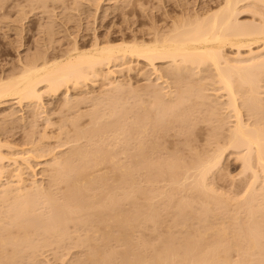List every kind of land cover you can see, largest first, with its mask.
I'll list each match as a JSON object with an SVG mask.
<instances>
[{
    "label": "bare ground",
    "instance_id": "bare-ground-1",
    "mask_svg": "<svg viewBox=\"0 0 264 264\" xmlns=\"http://www.w3.org/2000/svg\"><path fill=\"white\" fill-rule=\"evenodd\" d=\"M97 7H95V13H97L96 8L100 9L98 5ZM215 9H212V11L210 12L207 11L206 14L202 13V15H195L194 17L193 13H190L192 17H189L188 12H185L186 17L182 16L185 13H182V15L180 16L176 15L174 20L172 16L171 20H173V22H171V26L167 27L165 24V28L161 27L163 25L159 23V25L161 26H150L153 28L147 29V36L145 35L144 37H141L133 33L134 36L131 37L130 40H127L128 37L126 38L125 36H123L121 38L122 40L118 43H115L116 39L109 34L103 39H101L103 36L100 38L99 35H95L92 45H89L90 47L88 46L89 48H83L85 46L81 47V45H79L78 41L76 40L74 42V45H72L71 48L69 47L70 49L68 48V50H66V53H62L64 55L61 54L62 56L59 54V57L54 58L53 56L52 59L51 57L49 58L47 56L49 58L47 59V57L44 58V56L46 55L45 54L44 56L42 55V59V57H40L41 55H35V57L37 56V59L30 58L28 62H26V60L25 62L23 61V67L21 66V70L18 69L20 70L19 72H17V70L16 73L13 74V71V73H11L12 75L10 74V76L8 75V77H0V104H6L7 100H12L13 98L15 100L17 99V101L15 102H18L20 104L27 102V104H29V107H33L32 110L35 114H32H37V116H39L38 114L40 113V111L38 113V110L36 111L34 109L42 108L40 107V103L42 101V95L44 94V91H42L43 89H46V92L51 91L50 93L54 94L55 92L58 93L59 91H61L62 88L65 89V87V90H67L69 83L70 85H73V88L81 89L84 83L85 85L86 83H88V80L92 81V79H95L93 83L96 85V79L101 78L102 80H104L103 82L106 81L105 85L108 86V90L112 94L111 95L107 90H105L107 91L106 93H108V96L103 94V99L107 97V99H105L106 101L103 100L104 103L106 102L105 105H103V101L101 102L98 100L99 104L104 107L103 110L100 105L99 106L101 107V109L100 107L98 108V105L96 103V108L94 107L92 109L90 107L92 111L88 110L86 111L88 113H83L81 112L79 107H75V104H78L79 100H74L71 98V96H69L70 98L67 97V92L69 89L67 90V92L65 91L67 94L65 95V97L67 98L66 103L64 100L65 104H63L64 107L62 106L63 109L67 104L73 105L75 101H78L75 102L73 107L74 109L73 111H71L74 113V110H76L75 108H78L79 110H77L79 111V114L76 113L77 116L75 114L74 118H70L68 116V118L71 119V122L70 120H68V122L71 123V125H69L74 126H72V131L68 132V128L65 130V132H71V134L68 135V133L66 132L65 136H67L68 138L64 137L65 139L63 140L65 142V140L67 139V142L70 141L68 143H72V141H74V144L73 146L71 145L67 151H65L63 157L52 156L54 158V161H51V163L46 162L47 164L51 165H49L50 171L48 175L49 180L47 179V184L40 183L41 181L38 182V179L36 178H31L33 180L30 179L29 181V178L27 177V175H25L28 172H26L27 169H31L32 172L34 170H32V166L29 161L31 160V157L34 156V153H38L36 152V149L37 151L41 152L40 148V150H38L39 145L34 144V138L31 139L32 136L30 137V139L33 141V143L31 142L32 146H37L35 152H32V156L31 148L33 149L34 147L29 146L30 148L27 151L30 150V155H28L27 151L25 154V151H20L18 147V151L14 150V145L11 147L10 145L12 144L10 143L9 145L8 142L2 144V139L0 140V250L3 249L2 247H4L5 249L6 245L9 246L11 244H13L12 246H14L15 249L14 253L11 252L9 256H6L4 254V259L7 260L6 257L10 258L13 254L15 255V257L14 255L12 256V258L14 257V260L18 258L17 256H22L23 254L19 252L20 246L30 247L32 245L31 242L33 243V241H35H32V239H30L35 234V232L43 234L44 239L42 236L41 237L43 241L46 239L45 242H49L50 240H52V238H55V243L63 241V236L66 234V232L68 233V231L65 230L70 226V223L74 222L75 228L73 230H84L82 235L80 233H77L76 236H79L80 238L77 237L76 239L79 240V244L87 248V253L85 254H88L87 256H90V259H92L87 260L91 262H97L94 264H99L100 262H102L100 264H104L105 262L103 263V261H107L106 264L111 263L110 254L112 256V254L114 253H116L117 255L120 254L119 262L122 259L121 264H221V261L223 260L227 261L224 263L222 262V264H229L231 261L229 262V258L227 256L229 251H231V249L233 251L234 248H238L240 252L237 250L238 252L236 251V253H241L240 255L243 256L241 257L239 255L238 257H241L243 260H241L240 258V262H238V258L233 260L234 263L236 261L237 264H250L252 258L253 263L251 264L264 263V225L263 223H261L264 222V220L261 218L263 217L262 215H264V186H261L262 182L264 181V120L259 118V116L264 113L262 112L264 110V0H222L221 5ZM206 10H208V8ZM244 12L253 13L251 17L253 19H251V22L249 20L248 23L247 21L246 23H244L245 21L240 22L241 19L238 20V16ZM194 13L196 14V12ZM103 14L105 13L103 12ZM96 15L97 14L94 15V18L96 17ZM47 33L51 34L49 32ZM141 63H144V65L146 66L147 69L145 71L142 69L143 67H141ZM160 63L166 64L162 65V67H165L161 68ZM118 66L120 67V69ZM123 71L128 72V75L135 72H138V74L140 73L139 75H141L142 73V76L145 75V79L147 78L148 80V83H146L147 85H144L146 86L144 91L147 89L145 92L148 93V96L146 98L149 97L147 100L148 104L146 103V101L141 100L143 98L138 99L141 102H138L137 100V103H140L138 105L130 102L133 104V108H143V113H141L142 115L138 114V111L133 110V108L131 107L132 104H129L130 109L128 107H125V103L129 102L127 99V102L124 99L125 103L124 101L122 102V100H118L119 95L125 92L124 90L128 87L124 88V83L121 81V79L116 80V77L114 78V76L116 74L118 75V73L121 74V72ZM112 77L115 80L112 79ZM101 79L99 81H101ZM208 89H211L209 90L211 91L210 94L205 92ZM100 92L101 94H96V96H101L102 91ZM113 93H119V95L117 96L118 98ZM134 93L136 94L137 91ZM139 93L140 92H138L137 94ZM129 95H131V93H129ZM79 97L80 96H78V98ZM98 97L96 98L99 99ZM92 98L93 97L91 95L90 99L93 101L95 98ZM100 98L102 99V97ZM97 99L95 100L97 101ZM94 102L93 104H95ZM33 105H35L36 107L38 105L39 107L36 108ZM68 106L66 107V109L68 108ZM44 108L46 107L43 106V109ZM70 109H72V106H69L68 110ZM133 111L135 113L137 112V114H135ZM89 112H91V115L88 118H91V120L89 123L86 121L89 125L85 124L84 122V125H82L83 128L77 127L81 125L79 122L81 116L83 114L87 115L89 114ZM128 112L131 114L133 113L132 117L129 116L131 114H129ZM43 113L42 115L47 116V114ZM48 114H50V112ZM65 116L61 118H65L67 122L68 118H66ZM199 117L201 119V122L204 121L205 123H208L209 127L213 123V126H211L213 127V132L209 131L213 134V137L208 136L207 141L210 140L209 138L213 139L216 143H214L213 141V145V143H210L209 141V144L210 146L212 145L214 147L207 149L205 148L204 151L203 149H200L202 152L194 153V151V156L196 154L197 158L195 157L196 159L194 160L193 157V162H191L192 160L190 158L191 161H188L189 166L188 163L187 165L185 164L186 168L182 167L183 165H181L184 164V162L186 163V161L183 159V163L181 162L180 164V161H178L179 159H181L180 156H173V151L171 152V150L169 151V153L171 152L173 157L178 156L179 158H175V160L172 159V156L169 155L168 152V158H164V156L166 155L162 156V153L160 154L159 149L161 148L160 146L162 144H159L158 138L160 136L162 137L166 135L167 132H170L171 129L175 130V127L177 126L180 127H178V131H186L185 129H189L190 131L193 128H196L194 125L197 126L199 123L197 122L196 124V122L194 121L200 120L197 119ZM53 122L51 123L49 118H47L45 125H47L48 123V126H44V128L54 126L51 125L55 123ZM77 122L80 125H77ZM126 122H128V128L126 127ZM190 123H194V125L189 127L188 125ZM227 123L229 124L227 127L228 129H225L224 127L225 125H227ZM62 124L64 125V122ZM57 125L59 126V123ZM63 125H60V128L62 130L58 127L60 129H58L60 132V135L58 136L59 138L63 133L65 134V132H63L65 128L63 129L61 127ZM87 125L88 127H85ZM130 128L131 130L137 128L135 129L136 132L133 130V132L135 133H132L134 136L136 135L135 144L137 151H135V153L133 154L132 150V152H130L132 153V155L130 154V156L134 155V158L132 157L133 159H131L130 157H128L127 159L130 160L129 162H127L128 165L125 162L126 167L119 168L118 165L120 164H116L118 162L115 161H117L118 158L115 159V156L119 155L120 153H116V155L114 156L115 153L114 151L112 152L110 148H117V145H115V147H112V141L117 144V139H119L121 136L123 137L124 134H128ZM46 129L47 128H45L43 131H45ZM223 129L226 131L228 130V132L223 133ZM209 132L208 135H210ZM45 133L47 135V137L45 138H48V136L50 137V132H48L47 134V132L45 131ZM45 133H42L43 137L45 136L43 135ZM182 133H184L183 135H185V132ZM174 134L176 133L174 132ZM146 135H151L154 139L158 137L156 139L158 141L156 142L153 140V142L149 143V141L147 142L144 140ZM187 135H185V138H187ZM194 135L196 136V134ZM151 136H149V138H147L146 136V139H150ZM122 137L120 139H124ZM41 139L43 138H39L36 144H39V141ZM115 139L117 140V142H115ZM120 139L119 141H121ZM187 139H185V141ZM44 140L42 141L44 142ZM124 140L126 141V145L123 142V146H127L130 141L128 142L127 139ZM162 140H164V137ZM193 141L194 139L192 140V142ZM48 144L49 143L43 145L48 146ZM135 144L133 146H135ZM4 145H7L8 148L10 146V149L13 151L8 152L7 154L6 152L4 153V151L2 150V148H5L3 147ZM50 145L48 146V148L50 147ZM58 145L60 146L61 144ZM65 145L68 144L66 143ZM163 145L165 146V144ZM188 146L191 145L188 144L187 147ZM40 147L42 146L40 145ZM22 149L25 150L26 148ZM54 149L56 150V146L54 147ZM194 149L195 147L193 148V150ZM229 149L237 150L238 158L242 162V167L245 169V171H251L253 180H251L252 183L250 182L251 185H249L251 186L250 191L247 189L249 193L244 197V199H242L244 202V207L245 205L247 206V208L245 207L247 210H244L246 217H243V211L240 212L242 214V217L244 218L242 220L243 222H241V220L239 219L241 217V214H239L240 217H236L233 214L235 218H231L232 220L230 222L227 221V219L230 220L229 217L225 220L226 223L228 222L227 224L223 220L222 222L224 223L221 222V225H218V223H211V220L219 216H217V212H219L220 209L222 211L225 208V210L227 211L228 207L232 206V204L230 202L231 205L227 207L226 204H229V199L227 197L223 199L221 197H218V194L214 191L215 187H213L212 189V186H210L213 184L209 183V178L212 177L210 175L220 167L224 155ZM48 150L50 151V149L44 151L48 152ZM115 150L117 151V149ZM193 150L191 149L190 151L192 152ZM44 151L42 153H44ZM127 152L129 151L127 150ZM127 152H125L124 155ZM157 152H159V154H157ZM48 154H51V151ZM123 159L125 160L126 158ZM127 159L126 161H128ZM6 162H8V164ZM119 162L121 163L120 160ZM140 167L142 168V173L144 174H141V176H144V179L142 180L146 182H144L145 184H139L141 179L139 180V182L137 181L139 177L138 175H140L138 173L141 169ZM9 168L11 169V175L6 176L5 173L8 174V172L10 171ZM117 170H119L118 173L120 172L119 174L121 181H119L124 183L123 186L118 185L122 189L121 193L116 192L117 188L119 187L116 186V181H113L114 179H112L113 173L116 174ZM135 174H138V177H136ZM161 181L166 184V187L161 184V187H164L162 188L163 190L159 189L160 186L158 189L157 187H155V182H157L156 186H158V183H160ZM61 183H63V185L65 183L64 186L66 188L65 190L63 189L64 192H62L63 190L60 191L62 189V187L60 186ZM54 186L56 187L55 190L53 189ZM181 186H184V189L186 188V190L188 188L192 189V191L195 190L196 193L195 191H193V193H191L192 195L194 193L197 194V192L198 195L200 194V196L197 195L198 200L196 199L195 195H193L195 198H193V196L189 198L187 195V198H189L190 201L192 200L191 203L189 202V199L185 200L192 205L197 203L201 199L200 202L202 204L198 202L199 205L201 204V207L199 206L200 210L198 209L199 207L197 208L198 210H196V208H193L195 209L196 213L197 211H199L196 214V219H194L195 212L192 215L193 217L191 216V218H193L195 221H198V219L202 217L201 220L199 219V222H202V225L197 222L199 223V226L197 227L198 224H196V226L193 227V223L195 221L189 218L190 216L188 215L186 216L189 218V220L194 221L193 223L191 222L193 224L192 227L190 222L186 220V216V218L184 217L186 220V225H182V223L185 222L184 218L182 217L181 219L177 216L181 212H184L182 211V209H184V205H188L186 206L187 208L189 207V203L182 200L183 202H180L179 207H176L178 204H174L176 207L175 209L179 210L181 208V212L179 213L180 210H177L178 212L176 211V214L174 213L173 217L171 215L173 219L171 220V222L173 223L172 225L176 226L177 228L181 225L183 228L185 226L188 227L187 222H189L188 224L191 228H185L186 230L184 229V232H186L187 234H189L190 232V234L192 235H187L185 233L188 238H185L183 240L186 235L179 233V236H184L182 238V242L181 239L178 240V234L175 237V235L171 233L173 231L172 228V230L166 228L167 226H169L168 224L166 227L163 225L164 228L167 229V232L168 229L170 232L168 234L167 232L165 233L168 236V239L163 237L164 239H166L164 240L165 242H162L163 238H160V240L158 239V241L162 243H159L160 245H157L156 242L158 243V241L155 239L156 242H154V237L150 238L154 243L151 241L149 242V238L148 240L145 239L146 237L144 238V231H142L143 234H140L138 232L139 225L143 226L144 224V229L146 222L147 224L148 222H152L153 224H155V226L162 225L159 223H162L160 222V220L162 219L161 216L164 213L163 209L165 210L166 206L164 214H166L167 212L168 215L170 214L168 211H171L172 208L168 210V205L158 204L162 203L160 201H163L165 197L168 198L169 195L170 198H165V200L172 201L171 198L175 197V195L177 194L176 192ZM185 186H188V188ZM90 190H92V194L89 193ZM181 190L182 189L180 188V191ZM138 191L139 193L142 192L144 194V199L146 198L149 201V203H147L149 205H147L146 209L145 207L141 206H146V203H141L140 205V203H138L137 201L135 205L133 202V199L136 198L135 193L137 192L138 194ZM60 192L61 195L59 194ZM87 193H89L90 195ZM219 195L221 196V193H219ZM99 196H101L103 200H101V197ZM157 198L159 200H162L156 203L158 201ZM192 198L195 200H193ZM130 199L133 200L130 201L133 202V208H126V210H123L125 209L123 208L121 209V211L116 210L118 201H128ZM146 199L145 201H147ZM151 199L152 201L154 199H157V201H155V204L158 206L151 202ZM177 203H179V201ZM237 204L239 203L237 202ZM162 206L163 209L160 208ZM242 206L243 204L240 205V209L237 208V210H242ZM92 209H95L96 211L90 213ZM87 210L89 213H86ZM225 210L224 212L222 211L223 213L221 212L222 215L224 213L227 214ZM200 212L201 215H199ZM188 214L191 215L189 212ZM224 216L225 215H223V217ZM219 219L221 220V218ZM162 221L164 222V219H162ZM213 221L215 220L213 219ZM167 222L169 221L167 220ZM82 226H86V228ZM12 227L13 229H15V231L13 230L14 233L9 232V235L6 237V235H4L6 232L4 233L3 230H10ZM148 227L150 228V225ZM154 227L152 228L153 230L155 229ZM180 228L177 230L178 232H180ZM192 228H194V230H192ZM188 229H190V231H188ZM155 230H157V227ZM191 230L193 231L192 233ZM21 232H23L21 234L22 236L20 234L18 236L17 234ZM133 233H139L141 235H135V240H137V237L138 239H140V237H143L139 240L140 242L134 241V237L132 238L131 236ZM15 234L17 236H15ZM70 234L72 235V233ZM154 234L156 233L154 232ZM37 236L39 235L37 234ZM176 238L178 239L176 240ZM38 239L39 238H37L36 240ZM131 239L133 240L132 242ZM170 239L172 240L170 241ZM69 240L71 241V239ZM114 240L118 242L116 243ZM174 240L177 242V244H175L176 242L173 243ZM111 241H114L116 244L119 243L127 246V248L120 245L123 247L122 249H124V251L118 253L120 250L118 249V247L117 249L119 251L116 250V246L114 247V250L113 247H111V244H109L111 243ZM37 242L35 241L36 244ZM133 242H139V246L136 244L134 245ZM49 244H51V242H49ZM34 247H32V249ZM75 247H78V244ZM26 248H24L26 251L24 249L23 251L27 252ZM42 248H44V246H42ZM38 249L40 250L41 248L39 247ZM57 249L59 250V248H56V250ZM36 251L39 252L38 250ZM255 252L259 255H257ZM103 253L109 254L107 259L105 258L107 255L105 256V254L103 255ZM220 253H223L224 255ZM251 254H253L255 257H253V255ZM246 255L251 256H247L246 258ZM224 256L228 259H226ZM256 256L259 258L257 259ZM230 257L233 258L232 255ZM261 257H263V259ZM21 259L24 261L25 258ZM21 259L18 260L20 261ZM246 259L250 260V263H245ZM9 260L10 259H8L7 261L9 262ZM12 260L10 261L12 262ZM4 261L5 260H2V262L0 261V264H5L7 262ZM85 261L86 259H84V262ZM8 262L6 264H8ZM11 262H9V264H11ZM80 262L82 263L81 260Z\"/></svg>",
    "mask_w": 264,
    "mask_h": 264
},
{
    "label": "rangeland",
    "instance_id": "rangeland-1",
    "mask_svg": "<svg viewBox=\"0 0 264 264\" xmlns=\"http://www.w3.org/2000/svg\"><path fill=\"white\" fill-rule=\"evenodd\" d=\"M96 1V2H95ZM99 1V2H98ZM0 0V77H8V75L10 76V74L11 73H13V71H14V73L13 74H15L16 73V71L18 70V69H20L21 70V68L23 67V61L25 62V60H26V62H28V60H30V58H33V59H37V56L35 57V55H41L40 57H42V55L44 56L45 54V56H44V58L45 57H51V59L53 58V56H54V58H56V57H59L62 53H66V50H68V48L70 47L71 48V46L72 45H74V42L77 40L78 41V43H79V45H81V47H83V46H85V47H83V48H86V47H88L89 45L91 46L92 45V42H93V38H94V36L95 35H99V37L101 38L102 36V38L101 39H103L105 36H107L108 34L109 35H111L112 37H114L115 39H116V41H115V43H118V42H120L122 39V37L123 36H125L126 38H127V40H130L131 39V37H133L134 36V34L135 35H137V36H147V34H146V32H147V29H149V28H153V27H155V26H158L159 25V23L161 24V25H163V26H161V25H159V26H161V27H165L166 28V26L168 27V26H171V22H173V20H174V18H175V16L177 15H182V13H185V12H188L187 14H188V16L189 17H192L191 16V14L190 13H193L194 15H193V17L195 16V15H198V14H200V15H202V13H204V14H206V12L208 11V12H210V11H212V9L214 10L215 8H218L220 5H221V2H222V0ZM218 1H220V2H218ZM96 3H99V4H96ZM217 3V4H216ZM220 3V4H219ZM97 5L99 6V8L100 9H97L98 7H97ZM113 5V6H112ZM95 7H97L96 8V10H97V13H95L96 11H95ZM113 7V8H112ZM204 8H205V12H204ZM208 8V10H206ZM182 10V11H181ZM203 10V11H202ZM216 10V9H215ZM102 11V12H101ZM178 11V12H177ZM202 11V12H201ZM103 12L106 14H103ZM194 12H196V14L194 13ZM198 12H200V13H198ZM97 14L96 15V19L94 18V15L95 14ZM179 13V14H178ZM170 16H169V15ZM203 14V15H204ZM99 15V16H98ZM186 15V13L184 14V15H182V16H185ZM252 15H253V13L252 12H249V13H246V12H244V13H241V15H239L238 16V20H240V22H244V23H246V21H247V23H248V21L250 20V22L252 21L251 19H253V18H251L252 17ZM166 16V17H165ZM173 16V17H172ZM171 17L173 18V20H171ZM186 17V16H185ZM243 20V21H242ZM158 21V22H157ZM153 22V23H152ZM156 22V23H155ZM46 24V25H45ZM153 24V25H152ZM157 24V25H156ZM165 24H166V26H165ZM150 26H153V27H150ZM42 28H44V29H42ZM46 29H47V31H46ZM42 30H43V32H42ZM51 30V31H50ZM47 32H49V33H51V34H48ZM134 33V34H133ZM123 34V35H122ZM144 34V35H143ZM50 39V40H49ZM73 39H74V41H73ZM114 39V40H115ZM118 40V41H117ZM73 42V43H72ZM89 46V47H90ZM88 47V48H89ZM69 48V49H70ZM45 52V53H44ZM37 53V54H36ZM60 54V55H59ZM62 55H64V54H62ZM61 55V56H62ZM38 56V57H39ZM47 57V59H49ZM41 59V58H40ZM42 59H43V57H42ZM32 60V59H31ZM22 61V62H21ZM159 65V64H158ZM160 65H161V68H164V67H162V65H166V64H162V63H160ZM22 66V67H21ZM121 66H123V65H121ZM144 63H141V67H143L142 69L145 71L147 68H146V66H145V69H144ZM119 67V66H118ZM160 67V66H159ZM115 68H117V67H115ZM119 69H120V67H119ZM20 70H18L17 72H19ZM142 70V71H143ZM128 72H125V71H123V72H121V74H119L118 73V75L116 74L115 76H114V78L116 77V80L118 79H121V81L124 83V88H127V89H125L124 91L125 92H123V93H121V95H119V93H113L116 97L119 95V99L118 100H122V102L124 101V99H125V101H126V99L129 101L128 103H125V101H124V103L126 104L125 105V107H130V105L129 104H135V105H138V104H140V103H137V100L138 99H141V98H143V99H141V100H144V101H146V103L148 104V98H146L147 96H148V93H146L145 91L147 90H145L144 91V89L146 88V86H144V85H147L146 83H148V80H147V78L145 79V75L144 76H142V73H141V75H139L138 74V72H135V73H131V74H127ZM12 75V74H11ZM113 77H112V79H114ZM101 78H98V79H96L97 80V83H96V81H95V83H96V85L93 83L94 82V80L95 79H92V81L90 80H88L87 82L88 83H86V85H85V83H84V85L82 86V88L81 89H76V88H73V85L71 84L70 85V83L67 85L68 86V92H67V90H65L66 89V87H65V89L64 88H62V92L61 91H59L58 93L57 92H55L54 94L53 93H50L51 91H48V92H46L44 89L42 90V91H44V94L42 95V101H41V103L43 104H41L40 103V107H42V108H38V109H34V110H38V113H39V111H40V113L38 114L39 116H37V114L36 115H33V114H35L34 113V111L32 110V106L31 107H29V104H27V102H24V103H22V104H20V103H18V102H15V101H17V99L15 100L14 98L11 100V99H9V100H7V102H6V104L5 103H2V104H0V140H1V143L2 144H4V143H9V145H10V143L12 144V145H10L11 147L14 145L15 147H14V150H17L18 151V148H19V150L20 151H25L24 153L26 154V151L32 146V143H33V141L31 140L32 138H34L33 140H35L34 141V144L35 145H39V147H38V150H40L41 152H39V151H37V149H36V147H34V146H32V147H34L33 149L31 148V156H32V152L34 153L35 152V149H36V152H38V153H36V154H38V155H36L35 153L33 154L34 156L33 157H31V162L29 161V163H31V166H32V170H33V172L31 171V169H27L26 170V172H27V174H25V175H27V177L29 178L28 180L30 181V179L31 178H36V179H38V182L39 181H41L40 183H44V184H47L48 183V178H49V171H50V164H47V163H51V161H54V156H60V157H63V155L65 154V151H67L69 148H70V146L72 145L73 146V144H74V141H72V143H68V142H70V141H68L67 142V139L65 140V142L63 141L67 136H65L66 135V132L68 131H72L71 129L73 128L72 126H74V125H72V126H70L71 125V119L70 118H74L75 117V114L77 113V114H79L78 112V108H75L76 110H77V112H76V110H74V113L72 112L73 111V107H74V104H75V102H78V101H75L74 103H73V105H70V104H67L66 105V107L69 105L70 107L72 106V109H70V110H68L69 109V106H68V108L66 109V107L63 109V107H64V105L63 104H65L66 103V98L67 97H69V96H71V98L72 99H74V100H79V102H78V104L76 103L75 104V107H79L80 108V110H81V112H83V113H88V112H86V111H88V110H90V111H92V109L95 107V106H97L98 108L101 106V104H99V102H98V100L99 101H103V100H105V99H107V97H105V99H103V94L104 95H107L108 96V93H110L111 94V92L108 90V86L107 85H105V83H106V81L105 82H103L104 80H102L101 79V81H99ZM115 80V79H114ZM147 81V82H146ZM264 83V82H263ZM126 86V87H125ZM107 87V88H106ZM79 88V87H78ZM106 88V89H105ZM63 89H64V91H63ZM105 90H107L108 91V93H106L107 91H105ZM126 90H127V92H126ZM131 92H130V91ZM209 90H211V89H208V90H206L205 92H207L208 94H210L211 93V91H209ZM67 92V94H68V96L67 97H65V95H67L66 94V92ZM100 91H102V95L101 96H96V94L97 95H99V94H101V92ZM137 91V93L138 92H140L139 94H135L134 92H136ZM61 92V93H60ZM144 92V93H143ZM148 92V91H147ZM69 93H70V95H69ZM72 93V94H71ZM106 93V94H105ZM125 93H127V94H125ZM129 93H131V95H129ZM133 93V94H132ZM145 94V95H143V94ZM58 94V95H57ZM93 94H94V96H93ZM109 94V95H110ZM123 94H125V95H123ZM91 95H92V97L93 98H95V99H97L96 97H98L99 99H97V101L94 99L93 101L90 99V97H91ZM112 95V94H111ZM110 95V96H111ZM135 95V96H134ZM143 95V96H142ZM78 96H80L79 98H78ZM83 96V97H82ZM85 96V97H84ZM90 96V97H89ZM114 96V97H115ZM140 98H139V97ZM63 97H65V98H63ZM100 97H102V99L100 98ZM137 98V99H135V98ZM70 98V97H69ZM76 98V99H75ZM78 98V99H77ZM83 98H85V99H83ZM92 98V99H93ZM118 98V97H117ZM132 98V99H131ZM88 99V100H87ZM130 99V100H129ZM64 100H65V103H64ZM135 102H133V101ZM89 101V102H88ZM95 101V102H94ZM106 101V100H105ZM93 102L95 103V104H93ZM127 102V101H126ZM130 102H132V103H130ZM138 102H141V101H139L138 100ZM96 103H97V105H96ZM103 103V105H105V103H104V101L102 102ZM5 104V105H4ZM20 104V105H19ZM92 104V105H91ZM133 104L131 105V107L133 106ZM42 105V106H41ZM94 105V106H93ZM100 105V106H99ZM134 105V106H135ZM34 107H36L35 105H33ZM43 106L44 107H46V108H44L43 109ZM63 106V107H62ZM37 107H39L38 105H37ZM36 107V108H37ZM88 107V108H87ZM90 107L92 108V109H90ZM102 107V110H103V106H101ZM101 107H100V109H101ZM87 108V109H86ZM96 108V107H95ZM133 108V107H132ZM135 108V107H134ZM133 108V110H135V111H138V114H141V113H143L142 112V110H143V108L142 107H136L135 109ZM140 108H142V109H140ZM43 109V110H42ZM47 109V110H46ZM84 109V110H83ZM130 109V108H129ZM136 109H138V110H136ZM72 110V111H71ZM140 110H141V112H140ZM16 111V112H15ZM43 112H46V113H43ZM50 112V114H48ZM134 112V111H133ZM262 112H264V110L262 111ZM16 113V114H15ZM33 113V114H32ZM42 113L43 114H47V116H45V115H42ZM73 113V114H72ZM91 112H89V114H87V115H85V114H83L82 116H81V118H80V124H78V122H77V125H80V126H77V127H82L83 128V126L82 125H84L83 123L85 122V124H88L89 122H90V120H91V118H88L91 114H90ZM129 113V112H128ZM135 113V112H134ZM11 116H10V115ZM31 114V115H30ZM77 114H76V116H77ZM129 114H131V113H129ZM129 114H127V115H129ZM135 114H137V112L135 113ZM262 114H263V117H262ZM260 116H259V118L260 119H263L264 120V113H262ZM9 115V116H8ZM40 115H41V117H40ZM48 115H50V116H48ZM66 115V116H65ZM71 115V116H70ZM127 115H126V117H127ZM132 115H133V113L131 114V115H129L130 117H132ZM142 115V114H141ZM140 115V116H141ZM24 116V117H23ZM52 116V117H51ZM63 116H65L66 118H68V116L70 117V118H68L67 119V122H66V119L64 120V119H62L63 118ZM73 116V117H72ZM135 116V115H134ZM136 116H139V115H136ZM34 117V118H33ZM42 117H44V118H42ZM49 118V120L51 121V123L53 122L54 124H51V125H54V126H50V127H45V128H47L45 131L47 132V134H48V132H50L49 134H50V137L48 136V138H45V137H47V135H46V133H45V131H43L45 128H44V126H48V123H47V125H45L46 123V121H47V118ZM62 117V118H61ZM12 118V119H11ZM52 118H53V121H52ZM10 119H11V121H10ZM197 119H200V117L199 118H197ZM228 119V118H227ZM17 120V121H16ZM62 120V121H61ZM68 120H70V122H68ZM79 120V119H78ZM196 120V119H195ZM88 123H87V122ZM200 121V122H199ZM203 121V120H202ZM7 122V123H6ZM61 122V123H60ZM64 122V125L62 124ZM82 122V123H81ZM194 122H196V124H197V122L199 123L197 126L196 125H194V123H190L188 126L190 127V126H192V125H194L196 128H191L192 130H190L189 131V129H185L186 131H187V133H188V135H187V133H186V131H178L179 130V126H177V127H175L174 129L175 130H177V131H175V130H173V129H171L172 131H173V133H172V131L170 130V132L168 131L167 132V137H166V135H164V136H160L158 139H159V141L158 140H156V139H154V138H152V136L151 135H149V136H151L150 137V139H146V136H147V138H149V136L148 135H146L145 136V138H144V140L145 141H149V143H151V142H153V140L154 141H158L159 142V144H162L160 147L162 148V151H161V148L159 149V151H160V154L162 153V156L163 155H166V156H164V158L165 157H167L168 158V153H169V151L171 150V152L173 153V156L174 155H178V156H180V158L181 159H179L178 161H180V164H181V162L183 163V161L185 160L186 161V163L184 162V164H181V165H183L182 167H185L186 168V165H187V163H188V166H189V162L188 161H191V162H193L197 157H196V154H195V156H194V153H196V152H202L200 149H203V151H204V149L206 148H211V147H214V146H210V144H209V141H210V143H213V139H211V138H209L210 140L209 141H207L208 139H207V137L209 136V137H213V134L211 133V132H209V131H212L213 130V127H211V126H213V123H212V125H210V127H209V124L208 123H205L204 121L203 122H201V119L200 120H196V121H194ZM59 123V126L57 125ZM127 123L128 122H126V125H127ZM70 124V125H69ZM211 124V123H210ZM216 124V123H215ZM60 125H63V126H61L63 129H64V131L63 132H65V130L67 129V131L65 132V134L63 133H61L62 135H61V137L59 138L58 136L60 135L59 133V130L61 129L60 128ZM67 125V126H66ZM89 125V124H88ZM88 125L87 126H85V127H88ZM208 125V126H207ZM228 123H227V125H225V129H228L227 127H228ZM57 126V127H56ZM188 126H187V128H188ZM60 129H59V128ZM84 127V128H85ZM127 128L129 127V125H127L126 126ZM179 127V128H178ZM75 128V127H74ZM211 128V129H210ZM34 129V130H33ZM59 129V130H58ZM135 129H137V128H134V129H132L131 130V128H130V130L128 131L129 133L128 134H121V135H123V137L122 138H124V139H127V141L129 142L130 141V143L127 145V146H123L124 145V143H125V145H126V141L124 140V139H120L119 137H117V138H119L121 141H119V139H117L118 140V142H119V144H118V142H117V140L115 141V142H117V144L116 143H114V141H112V147H115V145H117L118 147L116 148H110L111 150H112V152L114 151V156L116 155V153H120L119 155H116L115 156V159H117V161H115V162H118V163H116L117 165L118 164H120V165H118L119 166V168L121 167H126V163L127 162H129L130 160L129 159H127L128 157H130L131 159H133L134 158V155L133 156H130V154L132 155V153L134 154L135 153V151H137L136 150V144H135V142H136V139H135V137H136V135L134 136L132 133H135L136 131H135ZM58 130V131H57ZM62 130V129H61ZM133 130L135 131V132H133ZM32 131V132H31ZM132 131V132H131ZM223 133H227L228 132V130L226 131V130H224L223 129ZM31 132V133H30ZM34 132V133H33ZM45 133V134H43V135H45L44 137L42 136V133ZM67 132V133H68ZM174 132L177 134H174ZM182 132H185V135H187V138H185V135H183L184 133H182ZM189 132H191V133H189ZM208 132H209V134L210 135H208ZM213 132V131H212ZM179 133V134H178ZM181 133V134H180ZM196 134V136L194 135V134ZM28 134H30V135H28ZM34 134V135H33ZM51 134H52V136H51ZM69 134H71V132L70 133H68V135ZM120 134V133H119ZM132 134V135H131ZM28 135V136H27ZM64 135V136H63ZM117 135V134H116ZM131 135V136H130ZM172 135V136H171ZM32 136V137H31ZM42 136V137H41ZM120 136V135H119ZM126 136H127V138H126ZM129 136V137H128ZM181 136H183V137H181ZM30 137H31V139H30ZM43 138V139H41L40 141H39V144H36V142H37V140H39V138ZM65 137V138H64ZM134 137V138H133ZM163 137H164V140H162L163 139ZM36 138H38V139H36ZM68 138V137H67ZM162 138V139H161ZM187 139L186 141H185V139ZM29 139V140H28ZM45 139V140H44ZM59 139V140H58ZM61 139V140H60ZM128 139H130V140H128ZM133 141H132V140ZM135 139V140H134ZM166 139V140H165ZM168 139V140H167ZM184 139V140H183ZM194 139V141L192 142V140ZM42 140H44V142L42 141ZM124 140V141H123ZM160 140H161V142H160ZM189 140V141H188ZM211 140H212V142H211ZM58 141H60V142H58ZM133 143H132V142ZM166 141V142H165ZM32 142V143H31ZM46 142V143H45ZM57 142V143H56ZM62 142V143H61ZM124 142V143H123ZM146 142V143H147ZM192 144H191V143ZM208 143V145H207V143ZM41 143H43V144H47V143H49L48 144V146L50 145V147L48 148V146L46 147L45 145H43V144H41ZM68 144V145H65V144ZM132 143V144H131ZM189 145H191V146H188L187 147V145L188 144ZM214 143H216L215 141H214ZM214 143H213V145H214ZM33 144V145H34ZM54 144H56V145H54ZM58 144H61L60 146L58 145ZM114 144V145H113ZM135 144V146H133ZM163 144H165V146L163 145ZM180 144V145H179ZM40 145L42 146V147H40ZM149 145V144H148ZM10 146H9V148L7 147V145H4L3 147H5V148H2V150L4 151V153L6 152V154L8 153V152H11V151H13V150H11L10 149ZM30 146V147H29ZM44 146V147H43ZM56 146V150L54 149V147ZM122 146V147H121ZM129 146V147H128ZM133 146V147H132ZM204 146V147H203ZM207 146V147H206ZM18 147V148H17ZM51 147H52V149H51ZM57 147H58V149H57ZM61 149H60V148ZM125 148V150H124V148ZM167 147V148H166ZM174 147V148H173ZM185 147V148H184ZM191 147V148H190ZM195 147V149L193 150V148ZM197 147V148H196ZM15 148H17V149H15ZM22 148H26L25 150L24 149H22ZM40 148V149H39ZM50 149V151H51V154H48V153H50V151L48 150V152H45L44 150H46L47 151V149ZM128 148V149H127ZM135 148V149H134ZM54 149V150H53ZM63 149H64V151H63ZM115 149H117V151L115 150ZM129 151V152H127V150ZM130 149V150H129ZM165 149V150H164ZM179 149V150H178ZM193 150L192 152L190 151V150ZM198 149V150H197ZM32 150H34V151H32ZM44 151V153H42L43 151ZM53 150V151H52ZM59 150V151H58ZM123 152H121V151ZM124 150V151H123ZM132 150H133V152H132ZM165 152H164V151ZM166 150H168V151H166ZM16 151V152H17ZM58 151V152H57ZM180 151H182V152H180ZM184 151V152H183ZM187 151V152H186ZM195 151V152H194ZM28 152V155H30V150L29 151H27ZM61 152V153H60ZM64 152V153H63ZM125 152H127V153H129V154H125L124 155V153ZM130 152H132V153H130ZM168 152V153H167ZM170 152V153H171ZM189 152V153H188ZM194 152V153H193ZM56 153V154H55ZM125 156H123L122 154ZM169 153V155H171L172 156V153L170 154ZM191 153V154H190ZM192 153H193V155H192ZM60 154V155H59ZM157 154H159V152H157ZM180 154V155H179ZM41 155V156H40ZM42 155H44V156H42ZM51 155V156H50ZM128 155V156H127ZM53 156V157H52ZM171 157L172 159H174L175 160V158H179L178 156H175V157ZM182 156H183V158H182ZM36 157V158H35ZM133 157V158H132ZM170 157V156H169ZM185 157V158H184ZM194 157V160L192 159ZM196 157V158H195ZM123 158H126L128 161H126V159L124 160ZM170 158V159H171ZM190 158H191V160H190ZM33 159V160H32ZM184 159V160H183ZM47 160V161H46ZM119 160L121 161V163L119 162ZM177 160V159H176ZM182 160V161H181ZM47 162V163H46ZM123 162V163H122ZM126 162V163H125ZM7 164H8V162H6ZM123 164H124V166H123ZM186 164V165H185ZM50 165V166H49ZM127 165H128V163H127ZM180 165V166H181ZM185 165V166H184ZM10 168H11V166H10ZM9 168V169H10ZM141 168V167H140ZM30 170V171H29ZM9 171V170H8ZM45 171V172H44ZM118 171L119 170H117L116 171V174L115 173H113V178L112 179H114L113 181H116V186H123L124 185V183H122V182H120L121 180H120V172L118 173ZM32 172V173H31ZM46 172H47V174H46ZM141 172V173H140ZM11 173V169H10V171L8 172V174L7 173H5L6 174V176L7 175H11L10 174ZM118 173V174H117ZM140 175H138V174H135L136 175V177H138V179H137V181L139 182V180H140V182H139V184H145L146 182L145 181H143L142 179H144V176H141V174L142 175H144L143 173H142V168L139 170V172H138ZM35 174V175H34ZM46 174V175H45ZM213 174V175H212ZM210 176H212V177H210L209 178V183L210 184H213V185H210V186H212V189H213V187H215L214 189V191L218 194V197L220 198H228L229 199V204L227 203L226 204V206L228 207L229 205H231L232 204V206H229L228 207V209H227V207H226V209H227V211L225 210V208L222 210L223 212H224V210H225V212L227 213V214H223V215H225L224 217H223V215H222V211H221V209H220V211L219 212H217V216L219 217V218H221V220L218 218H213L215 221H213V219L211 220V223L212 222H214V224H217L218 223V225L224 220V222L226 223V219L227 218H229L230 217V220L229 219H227V221H231L233 218H235L234 216H236V217H240V215L239 214H241L240 212H242V213H244L247 209V206L245 205V207H244V202H243V200L242 199H244V197L249 193V191H250V187L251 186H249V185H251V183H252V181L251 180H253L252 179V173H251V171L250 170H246L245 171V169L242 167V162H241V160L238 158V153H237V150L236 149H229V150H227L226 151V153H225V155H224V158H223V160H222V162H221V165H220V167L218 168V169H216L213 173H212ZM29 175V176H28ZM115 175V176H114ZM117 175V176H116ZM138 175V176H137ZM5 176V177H6ZM35 176V177H34ZM114 177H117V178H114ZM33 179H31V180H33ZM48 179V180H47ZM117 179H118V181H117ZM120 180V181H119ZM29 181H28V183H29ZM43 181V182H42ZM46 181V182H45ZM141 181H143V182H141ZM145 182V183H144ZM158 182V181H157ZM157 182H155V184L157 185ZM251 182V183H250ZM119 183H121V184H119ZM163 186H165L166 187V184H164V182L163 181H161L160 183H158V186H156L155 185V187H157V189L159 188V186H160V190L162 189V188H164V187H161L162 185ZM257 184V183H256ZM64 185H65V183H64ZM63 185V183H61L60 184V186L62 187V189L60 190V191H62L63 189L65 190V186ZM189 185V184H188ZM258 185V184H257ZM118 186V187H119ZM261 186H264V181L262 182V185ZM64 187V188H63ZM183 187V188H182ZM185 187H187L188 188V186H185ZM55 186H54V190H55ZM180 188L182 189V190H184V191H180ZM179 188V190L176 192L177 194L175 195V197H172V198H174V199H172L171 198V200L172 201H169V200H165V198L163 199V201H160V200H162V199H158V201H157V199H154L153 201H152V199H151V202H153L154 204H155V201H157L156 203H158L159 201L160 202H162V203H159L158 205H163V204H165V205H168V210H170L171 208L173 209H171V211L173 212V214H172V212L171 211H168L170 214H168L167 215V212H166V214H164L165 213V210H166V206H165V210L163 209V206L162 207H160V208H162L163 209V211H164V213H163V215L161 216L162 217V219H164V222L162 221V219L160 220V222H162V223H159V224H162V225H158V226H155V224H153L152 222H148V224H147V222L145 223V229H144V224H143V226L142 225H139V229H138V232L141 234L142 233V231H144L142 234L143 235H145L144 236V238L146 239V240H148V238H149V242L152 240V239H150V238H152V237H154L153 238V241L154 242H156V240L158 241V239L160 240V238H163V237H165L166 239H168V236L165 234L166 232H167V229L166 228H169V229H173V231L171 232V233H173L174 235H175V237H176V235L178 236V238H176V240L178 239V240H180L181 239V241H182V238L184 237H181V236H179L180 234H185L186 232H184L188 227L189 228H191L192 227V225H193V227L194 226H196V224H198L197 225V227L199 226V221L201 220V218H199L198 219V221H195L194 219H196V214L199 212V211H197V213H196V211H195V209H193V208H196V210H200V205L202 204L201 202H200V200L198 201V202H200L201 204L199 205V203L197 202V203H195V204H190L191 203V201H190V197H192L193 195H195V197H196V199H197V197L198 196H200V194L198 195V192H197V194H195L196 193V191L195 190H193V191H195V193L192 195L191 193H193V191H192V189H187L186 190V188L184 189V186H181ZM119 189H120V191H119ZM219 191H218V190ZM249 191H248V190ZM64 190L62 191V192H64ZM95 190V189H94ZM93 190V191H94ZM163 190V189H162ZM192 192H191V191ZM217 190V191H216ZM246 190H247V192H246ZM99 191V190H98ZM121 191H122V189H121V187H119V188H117V190H116V192L117 193H121ZM186 191V192H185ZM89 192V191H88ZM96 192H97V190H96ZM95 192V193H96ZM183 192V193H182ZM188 192V193H187ZM190 192V193H189ZM213 192V191H212ZM214 192V193H215ZM90 194H92V190H90V192H89ZM89 193H87V194H89ZM142 193V192H141ZM141 193H139V191H138V194H137V192L135 193V195H136V198H134L133 200H128V201H124V200H120V201H118V203H117V205H116V210L117 211H121V209H123V208H125V209H123V210H126V208H128V209H130L131 207L133 208V206H132V204H133V202H134V204L135 203H137V201H138V203H140V205H141V203L142 204H144V203H146V206L145 205H141V206H143V207H145V209L147 208V205H149V204H147V203H149V201L147 202V201H145V199H144V194L142 195ZM215 193V194H216ZM219 193H221V196L219 195ZM222 193H223V195H222ZM60 195H61V192L59 193ZM89 194V195H90ZM102 194V193H101ZM141 194V195H140ZM183 195V197H182V195ZM185 194V195H184ZM190 194H191V196H190ZM216 194V195H217ZM226 196H225V195ZM244 194V195H243ZM103 195V194H102ZM101 195V196H102ZM139 195V196H138ZM179 197H178V196ZM181 195V196H180ZM187 195H188V197L189 198H187ZM198 195V196H197ZM230 195V196H229ZM101 196H99V197H101ZM104 196V195H103ZM102 196V197H103ZM184 196H185V198H184ZM242 196V197H241ZM98 197V198H99ZM102 197H101V200H103L102 199ZM167 197H168V195H167ZM178 197V198H177ZM194 196H193V198H195ZM231 199H230V198ZM104 198V197H103ZM139 198V199H138ZM170 198V195H169V197L168 198H166V199H169ZM180 198H183V199H180ZM192 198V199H193ZM201 198V197H200ZM144 199V200H143ZM185 199H189V202L188 201H186ZM232 199H234L235 201H236V203H235V201L234 200H232ZM239 199V200H238ZM100 200V199H99ZM143 200V201H142ZM181 200V201H180ZM186 201V202H188L189 203V207H190V209H193V210H190L189 209V207L187 208L186 206H188V205H184V209H182V211H184L183 213L181 212V208L178 210V209H175L176 207H179L180 205V202L182 203L183 201ZM193 200H195V199H193ZM198 200V199H197ZM196 200V201H197ZM232 200V201H231ZM242 200V201H241ZM261 200V199H260ZM130 201H133V202H130ZM179 201V203H177ZM196 201H194V202H196ZM164 202V203H163ZM166 202V203H165ZM172 202V203H171ZM194 202H192V203H194ZM230 202H231V204H230ZM232 202H234V203H232ZM237 202L239 203V204H237ZM241 202H242V204H243V208H242V210H237V208H239L240 209V205H242L241 204ZM169 203V204H168ZM171 203V204H170ZM176 204H178L176 207H175V205ZM237 204V205H236ZM119 205V206H118ZM136 205V204H135ZM138 205V204H137ZM139 205V206H140ZM156 205V204H155ZM158 205H156V206H158ZM172 207H171V206ZM197 207H196V206ZM234 205H236V206H234ZM239 205V206H238ZM140 206V207H141ZM200 206V207H199ZM233 206H234V208H233ZM187 208V210H186V208ZM199 207V208H198ZM118 208V209H117ZM142 208V207H141ZM198 208V209H197ZM229 208H230V210H229ZM236 208V209H235ZM245 208V209H244ZM161 209V210H162ZM174 209H175V211H174ZM217 209V208H216ZM231 209H233V210H235V211H233V210H231ZM91 210V209H90ZM122 210V211H123ZM143 210V209H142ZM179 211V215H178V213H177V217H179V218H181L182 219V217L184 218L186 215H188V216H190L189 218H191V216L194 214V212H195V215H194V219L193 218H191V219H193L194 221H192V220H189V218L187 219L186 217V220H188L189 222H190V224H191V227H190V225L188 224L189 222H187V225H188V227H182V225L184 226V225H186L185 223H186V220H185V218H184V220H185V222H183L182 223V225L180 226V227H182V228H180V227H176V226H173L172 224V222H171V220H173L172 219V217H173V215H174V213L176 212V211ZM245 210V211H244ZM93 211L95 212L96 210L95 209H92V211H90V213H93ZM145 211V210H144ZM162 211V212H163ZM177 211V212H178ZM185 211H187V212H185ZM217 211V210H216ZM229 211V212H228ZM237 211V212H236ZM88 212V210L86 211V213ZM188 212L191 214V215H189L188 214ZM193 212V213H192ZM222 212V213H221ZM233 212V213H232ZM235 212H236V214H235ZM85 213V214H86ZM89 213V212H88ZM221 213V214H220ZM103 214H105V213H103ZM176 214V213H175ZM184 214V215H183ZM228 214H230V215H228ZM233 214H234V216H233ZM246 214H247V212H246ZM87 215V214H86ZM171 215H172V217H171ZM183 215V216H182ZM199 215H201V212H200V214ZM222 215V216H221ZM244 216L243 217H246V215H245V213L243 214ZM90 216V215H89ZM166 216V217H165ZM169 216V217H168ZM263 217H261L263 220H264V215H262ZM91 217V216H90ZM167 218V219H165V218ZM193 217V216H192ZM199 217V216H198ZM204 217V216H203ZM226 217V218H225ZM242 217V214H241V217L239 218L240 220H241V222H243L242 220L244 219ZM83 218H84V216H83ZM85 218H86V216H85ZM171 218V219H170ZM224 218V219H223ZM232 218V219H231ZM166 220V221H165ZM167 220L169 221V222H167ZM218 220V221H217ZM240 220H239V222H240ZM182 221V220H181ZM262 221V220H261ZM166 222V223H165ZM171 222V223H170ZM193 224H192V223ZM197 222H199V223H197ZM224 222H222V223H224ZM228 223V222H227ZM226 223V224H227ZM261 223H263V225H264V222H261ZM72 224H73V227H72ZM158 224V223H157ZM169 224V226H167ZM172 226H171V225ZM180 224V223H179ZM201 225H202V222L200 223ZM213 224V225H214ZM70 226L65 230V231H68V233L66 232V234L63 236V241H61V242H58V243H55L54 242V240H55V238H52V240H50V239H48V240H50L49 242H51V244H49V242H45V240L43 241L42 240V237H43V234H39L38 232L36 233L35 232V234L33 235L34 237H35V235H36V237L34 238L33 236H32V238H30V239H32V241L33 240H35L36 242H37V244L35 243V241H33V243L31 242V246L32 247H34L33 249H32V247L30 248V247H28V246H25V247H23V246H20V249H19V252L21 253V254H23L22 256L20 255V256H17L18 258H16L15 260L13 259L14 257H15V255H14V257L12 258V256L13 255H11V257L9 258V257H6L7 258V260L8 259H10V260H12V262L9 260V262H11V264H17V263H19V264H89V263H91V264H94V263H97V262H91V261H88L89 259H90V256H87L88 254H85V253H87V248H85V246H83V245H81V244H79L78 243V239H76L77 237L78 238H80L79 236H76L77 235V233L79 234H83V232H84V230L83 229H81L80 231H78V230H73L75 227H74V222H72V223H70L69 224ZM87 225H89V224H87ZM86 225V226H87ZM150 225V228L148 227ZM155 227H154V226ZM166 227V228H164V226ZM221 225V224H220ZM86 226L84 227V226H82V227H84V228H86ZM156 229V227H157V230H153L152 228L153 227ZM171 226V227H170ZM177 226H178V224H177ZM162 229H161V228ZM174 227H176V228H174ZM72 230H71V229ZM159 228V229H158ZM180 228V232H178L177 230ZM186 228V229H185ZM141 229V230H140ZM150 229V230H149ZM169 229H168V232H167V234L168 233H170L169 232ZM171 229V230H172ZM185 229V230H184ZM15 231V229H13V227L9 230H6V231H4L3 230V232L5 233L4 235H6V237L9 235V232L10 233H14V231ZM83 230V231H82ZM153 230V231H152ZM158 230H161L162 232H163V234H165V235H163L162 234V232L161 231H158ZM192 230H194V228H192ZM191 230V233L193 232ZM141 231V232H140ZM148 231V232H147ZM151 233H150V232ZM181 231H182V233H181ZM188 231H190V229H188ZM187 231V232H188ZM3 232H2V234H3ZM20 232V231H19ZM82 232V233H81ZM154 232L156 233V234H154ZM175 232V233H174ZM23 232H21V233H18L17 235L19 236V234L21 235ZM70 233H72V235L70 234ZM139 233H133L131 236H132V238L134 239V241H139L140 239H142L143 237H140V239H138V237H137V240H135L136 238V236H141ZM180 233V234H179ZM37 234L39 235V236H37ZM68 234V235H67ZM75 234V235H74ZM155 236H154V235ZM172 234V235H173ZM187 234V233H186ZM185 234V235H186ZM189 234H190V232H189ZM189 234H187V235H189ZM12 235H14V234H12ZM16 234H15V236H17ZM136 235V236H135ZM142 235V236H143ZM161 235V236H160ZM173 235V236H174ZM186 235V237H184L183 238V240L185 239V238H188V236ZM190 235H192V234H190ZM22 236V235H21ZM24 236V235H23ZM42 236V237H41ZM66 236V237H65ZM69 236V237H68ZM73 236V237H72ZM148 236V237H147ZM41 237V238H40ZM159 237V238H158ZM174 237V238H175ZM181 237V238H180ZM189 237H191V236H189ZM37 238H39L38 240H36ZM43 239H44V237H43ZM66 239V240H65ZM68 239V240H67ZM69 239H71V241L69 240ZM156 239V240H155ZM166 239H164L163 238V240H162V242H165L164 240H166ZM172 239H173V237H172ZM172 239H170V241L172 240ZM77 240V241H76ZM115 241V240H114ZM111 241V243H109V244H111V247H113V249H114V247H115V249L116 250H118L119 252L118 253H120V252H123L124 251V249H122L123 247H126L127 248V246H124V245H122V244H116L118 241ZM133 240L131 239V242H132ZM153 241H151V242H153ZM264 241V240H263ZM42 242V243H41ZM45 242V243H44ZM57 242V241H56ZM73 242V243H72ZM115 244H113V243ZM140 242V241H139ZM139 242H133L134 243V245L136 244V245H138L139 246ZM153 242V243H154ZM162 242H160V241H158V243L156 242V244L158 245L159 243H162ZM176 241L174 240V242L173 243H175ZM179 242V241H178ZM183 242V241H182ZM181 242V243H182ZM35 243V244H34ZM41 245H40V244ZM76 243V244H75ZM133 243H131V244H133ZM172 243V242H171ZM180 243V242H179ZM179 243H178V245H179ZM42 244H47V245H42ZM61 244V245H60ZM77 244H78V247H75V246H77ZM151 244V243H150ZM175 244H177V242L175 243ZM13 244H11V245H6L5 246V249H4V247H2L3 249L2 250H0V261L2 262V260H5V261H7L6 259H4L5 258V255L7 256H9V254H11V252L12 253H14V251H15V249H14V246H12ZM34 245V246H33ZM51 245V246H50ZM58 245H59V247H58ZM65 245V246H64ZM70 245V246H69ZM103 245V244H102ZM118 245V246H117ZM120 245H122V246H120ZM160 245V244H159ZM243 245V244H242ZM12 246V247H11ZM41 248L40 250L38 249L39 247ZM42 246H44V248H42ZM83 246V247H82ZM27 247V248H26ZM55 247V248H54ZM117 247H118V249H117ZM119 247H121V248H119ZM11 248V249H10ZM24 248H26L27 249V252H25L26 250L24 249ZM35 248H36V250H38L39 252H37L36 250H35ZM56 248H59V250L57 249L56 250ZM60 248H62V249H60ZM64 248V249H63ZM125 248V249H126ZM21 249H22V251H21ZM23 249L25 250V251H23ZM53 249V250H52ZM114 249V250H115ZM121 249H122V251H121ZM7 252H6V251ZM30 250H33V251H30ZM235 250V251H234ZM238 250V248L236 249V248H234L233 249V251H232V249H231V251H229V253H230V256L232 255L233 256V258L232 257H230L229 256V253H228V258H229V262L231 261L232 263H234L233 262V260H235V259H238L239 257V255L241 254V253H236V251ZM36 251V252H35ZM85 251V252H84ZM239 251V250H238ZM237 251V252H238ZM115 252H117V251H115ZM222 252V251H221ZM240 252V251H239ZM2 253V254H1ZM25 253V254H24ZM26 253H27V255H26ZM32 253V254H31ZM256 253V252H255ZM255 253H254V255H255ZM5 254V255H4ZM35 254H37V255H35ZM105 253H103V255H104ZM220 254H223V253H220ZM257 254V253H256ZM4 255V256H3ZM30 255V256H29ZM107 255V256H106ZM108 255L109 254H105V256H103V257H105L106 259H107V257H108ZM114 255V256H113ZM116 253H114V254H112V256H111V254H110V261H111V263H107V264H113V263H117L118 264V262H119V255H117ZM224 255V254H223ZM222 255V256H223ZM244 255V254H243ZM251 255H253V254H251ZM250 255V256H251ZM253 255V257H255ZM257 255H259V254H257ZM261 255V254H260ZM3 256V257H2ZM25 256H27V257H25ZM34 256V257H33ZM36 256V257H35ZM83 256V257H82ZM85 256V257H84ZM241 257H243L242 255H240ZM247 256H249V255H246V258H247ZM249 256V257H250ZM263 256V255H262ZM89 257V258H88ZM115 259H114V258ZM225 257V256H224ZM227 257H225L226 259H228ZM240 257V258H241ZM248 257V258H249ZM257 257V256H256ZM264 257V256H263ZM263 257H261L262 259H263ZM21 258H25L24 259V261L21 259ZM28 260H27V259ZM36 258V259H35ZM80 258V259H79ZM224 258V259H225ZM240 258H239V261L238 262H240ZM245 258V257H244ZM259 257H257V259H258ZM2 259V260H1ZM18 259H21L20 261L18 260ZM83 259V260H82ZM84 259H86V261L84 262ZM88 259V260H87ZM105 259V260H106ZM109 259V258H108ZM120 259H121V257H120ZM231 259V260H230ZM250 259V258H249ZM41 260V261H40ZM75 260V261H74ZM80 260L82 261V263L80 262ZM90 260H92V259H90ZM113 260V261H112ZM241 260H243L242 258H241ZM247 260L248 259H246L245 261V263H250L249 261L250 260H248V262H247ZM252 261H253V258L251 259ZM4 261V262H5ZM14 261V262H13ZM19 261V262H18ZM71 261V262H70ZM88 261V262H87ZM94 261V260H93ZM115 261V262H114ZM121 261H122V259L120 260V262H119V264H121ZM227 260H223V261H221V264H222V262L224 263V262H226ZM251 261V263H253ZM8 262V261H7ZM6 262V263H7ZM9 262H8V264H9ZM22 262V263H21ZM30 262V263H29ZM79 262V263H78ZM98 262H100V261H98ZM105 262V263H104ZM106 262L107 261H103V263L104 264H106ZM108 262H109V260H108ZM228 262V263H229ZM229 263V264H232V263ZM242 262V261H241ZM5 263V264H6ZM100 263H102V262H100ZM99 263V264H100ZM235 263H236V261H235ZM234 263V264H235ZM250 263V264H251ZM226 264V263H225ZM237 264V263H236ZM264 264V263H263Z\"/></svg>",
    "mask_w": 264,
    "mask_h": 264
}]
</instances>
